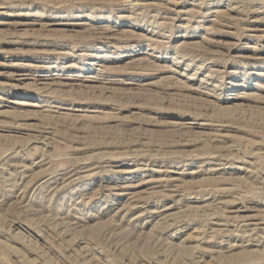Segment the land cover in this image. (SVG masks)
I'll list each match as a JSON object with an SVG mask.
<instances>
[{
  "label": "rangeland",
  "instance_id": "374dc122",
  "mask_svg": "<svg viewBox=\"0 0 264 264\" xmlns=\"http://www.w3.org/2000/svg\"><path fill=\"white\" fill-rule=\"evenodd\" d=\"M0 264H264V0H0Z\"/></svg>",
  "mask_w": 264,
  "mask_h": 264
},
{
  "label": "bare ground",
  "instance_id": "6f19581e",
  "mask_svg": "<svg viewBox=\"0 0 264 264\" xmlns=\"http://www.w3.org/2000/svg\"><path fill=\"white\" fill-rule=\"evenodd\" d=\"M105 38V37H104ZM18 76H22V75H16V77H18ZM19 79H17L18 81H20V80H23L22 78H20V77H18ZM40 83V82H39ZM46 87V86H45ZM53 90V89H52ZM258 227V226H257Z\"/></svg>",
  "mask_w": 264,
  "mask_h": 264
}]
</instances>
